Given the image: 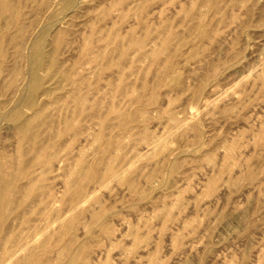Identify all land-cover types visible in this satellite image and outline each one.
<instances>
[{
  "label": "rangeland",
  "instance_id": "rangeland-1",
  "mask_svg": "<svg viewBox=\"0 0 264 264\" xmlns=\"http://www.w3.org/2000/svg\"><path fill=\"white\" fill-rule=\"evenodd\" d=\"M210 1L26 0L22 26L8 29L4 48L12 71L1 84L0 101L5 99V93L19 87L20 102L16 120L10 115L0 119V144L8 140L11 144L7 141L3 148L12 153L16 124L27 120V116L30 118L34 109L38 113L36 109L43 101L65 93L61 71L82 79L88 97H93L98 87L106 89V80L116 76V65L108 67L103 60L91 62L81 58L82 37L92 28L108 31L117 27L122 32L133 28L137 36H143L141 19L156 27L160 25L159 18H163L178 32L179 38L193 39L189 27L196 22L197 12L205 13L209 35L194 38V46L182 48L175 67L179 82L173 86L165 82L156 85L158 107L162 111L157 107L148 114L138 115L133 128L121 132V148L127 150V155L142 151L147 139L158 143L161 136L150 158H135L132 166L142 195L114 177L99 183L94 198L75 217L72 229L65 236V239L72 236L86 241L93 264H147L152 254L156 256L151 264H264V144L256 140L264 118V84L259 79L264 73V0H218L216 10L211 8ZM192 6L190 11L196 16L187 19V9ZM3 16L0 23L9 15ZM10 22L9 16L3 27ZM93 44L97 48L105 46L97 41ZM106 45L112 47L110 43ZM119 59L114 52L113 63ZM137 66L134 70L141 66L139 87L133 82L139 71L134 75L127 69L125 78L128 87L139 90L142 80L155 82L160 64L141 61ZM201 83H205V88L196 98L194 92ZM119 97L115 99L117 105L123 104ZM205 99L213 102L204 105ZM12 105L7 107L8 111ZM226 108L230 110L225 112ZM2 110L0 107V113ZM175 116L181 121L187 117L189 121L179 128ZM87 119L91 125L85 121L84 127L90 130L97 127L93 119ZM193 123L199 124L202 132L198 159ZM40 128L37 121V129ZM117 131L112 129L111 133ZM10 136L12 139H8ZM233 137L244 140L239 147L240 157L236 155L238 163L231 170H222V146ZM96 142H84L85 148L80 146L83 140L78 142L89 160L95 156ZM111 151L101 152V156L107 157L105 165ZM208 152L214 153L213 161L209 160ZM237 157H242L241 162ZM172 163H177L175 171L169 170ZM155 166L159 170L147 180ZM248 168L258 171L252 182L246 177ZM232 179L237 180L232 183ZM55 185H61L60 191ZM55 185L57 191L63 190L61 183ZM95 185L89 184L88 188ZM163 199L172 202L177 220L169 230L162 225ZM56 202L55 209L49 213L35 205V212L30 215L40 224L36 228L41 229L37 231L39 240L55 237V232L46 226L53 224L63 210V203ZM33 204L28 201L23 210L31 212ZM99 222L112 229L110 235L103 232ZM170 230L179 235L177 243V239L169 236ZM98 246H102V251L94 255Z\"/></svg>",
  "mask_w": 264,
  "mask_h": 264
},
{
  "label": "bare ground",
  "instance_id": "bare-ground-1",
  "mask_svg": "<svg viewBox=\"0 0 264 264\" xmlns=\"http://www.w3.org/2000/svg\"><path fill=\"white\" fill-rule=\"evenodd\" d=\"M17 1L18 3L15 4L12 0H0V19L3 20V15H9L11 18V22L4 27L9 16L0 23V95L2 94L1 84L12 71L8 54L4 48L9 37L8 29L13 26L20 28L25 15L22 11L26 0ZM234 1L231 0V2ZM217 3L218 0H211V8L216 10ZM137 4L140 3L137 2ZM193 6L191 9H187V19L196 16L190 11L193 10ZM204 14V12H197L196 22L194 21L195 23L189 27L193 39H203L209 35V26ZM139 22L144 27L143 36H137L133 28L122 32L117 27H113L108 31H98V29L92 28L89 34L82 37L80 51L83 61L103 60V63L105 62L108 67L116 65V76H110L106 80V89L98 87L95 90L96 93L92 95L93 97H88L86 90L83 89L85 85L82 79L74 76V73L61 71L65 93L40 103L36 109L38 113H35V109L33 111V107H31L33 114L30 113V118L27 116V120L15 123L16 127L13 129L15 131L13 134L15 136L14 151L10 147L12 153L8 152L9 148L5 147L8 151L3 148L4 143L0 144L2 145V147L0 146V264H93L88 255L91 248L87 247L86 241L78 240L72 236L65 239V236L72 229L75 217L86 210L85 204L94 198L99 183H104L107 179L114 177L126 184L133 192L142 195L132 166L135 158H150V154L161 141V136L159 135L158 143L156 140L147 139L143 144L145 151L143 149L140 152L134 151L132 155L128 154V156L127 150L124 152L121 148L122 143L119 140L121 132L130 131L134 126L132 123L137 121L138 115L148 114L151 110L157 109L159 105L157 84L159 86V83L165 82V85L169 83L173 86L179 82L178 77H175L176 58L184 46H194L195 39L193 40L189 36L179 38L178 32L172 29L163 18H159L160 25H155L156 27L149 26L143 19ZM94 41L105 46L97 48L93 44ZM109 43L112 44V47L106 45ZM114 52L120 58L117 63H113L112 60ZM141 61H148L154 65L160 64V67L156 72L155 82L150 84L149 81L147 83L142 80L141 89L137 90L138 88L133 85V87L127 86L125 77L129 70L135 75L141 67L134 70L135 66ZM137 73L133 80V82L135 81L134 85L137 83L138 75L141 74L140 71ZM259 79L264 84V73L259 75ZM133 82L131 81L132 84ZM89 86H92L91 83ZM204 88L205 83H201L195 89L196 98L202 94ZM18 90L19 87H16L13 91L4 94L5 99L0 101V107L3 109L0 119L7 118L8 115L12 116L14 120L17 119L20 102L17 97L20 92ZM218 92L214 91L215 94ZM118 96L123 101L121 105L116 104L115 99L117 100ZM211 102L213 99H205L204 105H210ZM10 104L13 105L8 111L7 107ZM161 109L160 111H162ZM6 110L7 112H5ZM224 110L228 112L230 108ZM176 117H174V121L178 123L176 126L179 128L184 122L189 121L187 117L183 118V121L175 119ZM85 118L93 119L94 125L97 127L93 126L92 122L93 129L84 127L83 122L88 121ZM37 121L41 130L37 129ZM260 122L259 135L256 140L258 143L264 144V118ZM112 129L118 131L111 133ZM193 129L198 159L200 158L202 132L197 123H193ZM179 134L182 135V133ZM240 138L233 137L224 142L222 170H231L234 164L238 163L236 155L239 153L240 145L244 143V140L242 142ZM8 139H12V137ZM243 139L245 138L243 137ZM82 140L83 143L98 142H96L95 156L90 160L86 157L84 149L86 143L83 145L80 143ZM74 141H78L80 146H84V150L78 142L76 143L78 146L73 144ZM9 144L11 143L9 142ZM105 149H112L110 160L106 165L107 157L101 156V152ZM239 155L237 156L240 157ZM207 156L209 160H214L213 152H208ZM240 159L238 160L240 161ZM112 161H115V164ZM177 167V163H172L169 165V170L175 171ZM158 170L159 167L155 166L148 173L146 179H151ZM257 173L258 171L253 168L247 169L246 177L249 182L257 178ZM236 180L232 179L230 182L234 183ZM57 182L63 186L61 192H59L61 185H58L59 188L55 185ZM95 183L96 185L91 189L88 188L89 184ZM51 184H54L59 191ZM54 188L61 195H58ZM28 201L34 202L30 207L31 212L23 210ZM56 201L63 203V210L53 220V224L46 226L47 229L55 232V237L39 240L37 231L39 232L41 229L36 230V228L40 224L30 215L35 212V205L42 212L49 213L55 209ZM162 206L160 209L162 210L163 228H171L174 223H177L172 212V202L163 199ZM99 226L103 232L111 234L112 229L108 225L105 226L104 223L99 222ZM133 231L136 232L137 229L133 228ZM169 236L174 240L179 237L176 232L171 230ZM178 241L179 239L176 240V243ZM101 247L98 246L94 249V255L102 251ZM51 252L54 256H51ZM155 256L156 254L148 256L147 264H151Z\"/></svg>",
  "mask_w": 264,
  "mask_h": 264
}]
</instances>
